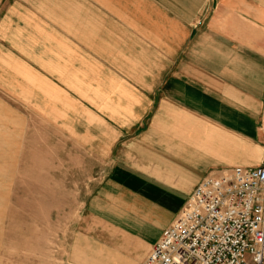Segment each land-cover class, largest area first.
I'll list each match as a JSON object with an SVG mask.
<instances>
[{"label": "crops", "instance_id": "1", "mask_svg": "<svg viewBox=\"0 0 264 264\" xmlns=\"http://www.w3.org/2000/svg\"><path fill=\"white\" fill-rule=\"evenodd\" d=\"M0 10V193L25 119H64L66 174L82 176L65 193H86L81 224L104 229L90 244L101 261L139 264L201 179L262 161L264 0H0Z\"/></svg>", "mask_w": 264, "mask_h": 264}, {"label": "rangeland", "instance_id": "2", "mask_svg": "<svg viewBox=\"0 0 264 264\" xmlns=\"http://www.w3.org/2000/svg\"><path fill=\"white\" fill-rule=\"evenodd\" d=\"M9 91L17 95L16 87L9 86ZM9 100L14 109H22L11 97ZM12 121L15 120L10 118V124ZM64 124V119L27 117V132L21 135L24 152L9 151L14 166L10 167L9 193H0V264H130L114 259L101 261L104 258L102 249L98 247V251L90 244L91 236L103 233L104 229H95L91 222L88 229L86 224H81V201L86 193H65V189L72 187V182H77L79 189L77 179L81 180L82 176L66 174L67 135L58 128ZM16 141L17 136L10 135V148L16 146ZM36 143H40L37 152L32 149ZM16 158L19 167L15 165ZM77 186L74 184L73 188L77 189ZM179 196L174 193L168 207ZM75 232H81L83 236H74ZM85 234L89 237L85 238Z\"/></svg>", "mask_w": 264, "mask_h": 264}, {"label": "built area", "instance_id": "3", "mask_svg": "<svg viewBox=\"0 0 264 264\" xmlns=\"http://www.w3.org/2000/svg\"><path fill=\"white\" fill-rule=\"evenodd\" d=\"M139 264H264V157L201 179Z\"/></svg>", "mask_w": 264, "mask_h": 264}]
</instances>
